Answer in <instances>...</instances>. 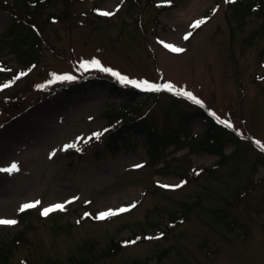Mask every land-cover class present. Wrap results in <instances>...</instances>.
Wrapping results in <instances>:
<instances>
[{
  "label": "rangeland",
  "instance_id": "obj_1",
  "mask_svg": "<svg viewBox=\"0 0 264 264\" xmlns=\"http://www.w3.org/2000/svg\"><path fill=\"white\" fill-rule=\"evenodd\" d=\"M134 1L0 0L3 65L25 70L5 41L13 21L27 31L15 44L39 37L27 51L31 71L0 92V167L19 165L0 172V219L18 222L0 225V256L8 264H264V149L255 143L264 144V18L237 13L227 0H199L187 19L177 13L194 0ZM93 59L129 78L171 82L203 106L80 67ZM8 73L0 70L2 83L13 80ZM52 74L76 79L49 84ZM130 120L142 131L110 149L112 127ZM213 125L226 158L198 174L220 161L208 150ZM96 132L103 135L88 140ZM71 143L80 150H63ZM73 197L66 210L41 215ZM36 200L37 208L19 211Z\"/></svg>",
  "mask_w": 264,
  "mask_h": 264
},
{
  "label": "snow or ice",
  "instance_id": "obj_2",
  "mask_svg": "<svg viewBox=\"0 0 264 264\" xmlns=\"http://www.w3.org/2000/svg\"><path fill=\"white\" fill-rule=\"evenodd\" d=\"M168 2L170 3V0H168ZM227 2L228 3H235V0H227ZM98 14L102 15V16H112L115 13L110 12V11H99L98 10ZM207 19L208 18L196 20L190 27L192 29L199 28L202 24L206 23ZM191 35H192V32L189 31L183 36V39L187 40L190 38ZM160 43L163 44V46L166 49H168L172 52L180 53V52L185 51V49L178 47L174 44L165 43L164 41H160ZM80 67L85 69V70H88L89 68H96L102 72L110 73L113 77H115L119 81L120 84L125 85V86H132L136 89H140V90L145 91V92L167 91L170 93H174L175 95H178V96L186 97L189 100L193 101L195 104L203 106L202 100L197 98L194 94L187 91L186 89L176 87L171 82H165L163 84H157V83L150 82L148 80H138V79L129 78V77L124 76L121 73H119V72H117L111 68L105 67L98 59H93L91 61H84L81 63ZM0 70H3V69H0ZM25 75H27L26 72H20L9 83H5V84L0 85V90L10 87L12 84H14L16 82V80H19L22 76H25ZM52 75H53V79L48 81L49 84L54 83L57 80H75L76 79V77L72 76V75H56V74H52ZM210 115L215 117L220 124L225 125L227 128L231 129L234 127L233 124L231 123V121H229L227 119H221L220 117H218L216 115L215 112H210ZM104 131L106 132L108 130L105 129ZM101 135H103V132L93 133L92 136L88 137V140H91L93 137H95L96 139H99ZM88 140H85L84 142L87 143ZM255 143L258 146H260L262 149H264V144H261V142L259 140L255 141ZM73 148L77 149L78 151L80 150L77 143H71V144H67V145L63 146V150H68V149H73ZM54 155H55V152L50 154V156H54ZM136 167H142V165H136ZM18 171H19V165L17 162H11L10 165L7 167H0V172H4V173L11 174V173L18 172ZM161 187L179 188V187H181V185L180 184H176V185L165 184V185H161ZM76 199H78V197H73L72 200H68L65 203H57V204L50 205L49 207H45L42 209L41 215L47 217L52 212L64 211V210H66V204H70V203L74 202V200H76ZM40 204H41V201H39V200L32 201L29 203H25V204L21 205V207L19 208V211L24 212L28 209L37 208ZM135 206H136L135 203H133L130 206L120 207L118 209H108L106 211L99 212L93 218L97 219V220H105V219H108L110 217L117 216L121 213L128 212L130 210V208H134ZM84 216L85 217L91 216V214L85 213ZM17 223L18 222L14 219H0V225H15ZM161 235H163V234H161ZM126 243H135V242L129 241Z\"/></svg>",
  "mask_w": 264,
  "mask_h": 264
},
{
  "label": "trees",
  "instance_id": "obj_3",
  "mask_svg": "<svg viewBox=\"0 0 264 264\" xmlns=\"http://www.w3.org/2000/svg\"><path fill=\"white\" fill-rule=\"evenodd\" d=\"M4 2L6 0H3ZM22 4H25V0H21ZM36 2H32L35 5H38L39 3L42 4L44 1L46 0H35ZM134 3H136L134 0H132ZM233 9L240 14H245L247 15L248 13H256L260 16H262L264 18V0H236L235 3H231ZM21 32H25L27 33V31L25 30H21L20 26L17 24L16 20L13 21L12 26L10 27L9 30H7L6 34H9V36H11L10 38H8V40H5L6 42H8L10 45L9 47L15 51L17 54H21L19 55L20 59L22 60L21 64L23 66V68H25L26 70L31 71V69L33 68V65L35 63V61H28V58L30 55H28L29 49L31 50V42H35V39H39V37H35V36H28L29 38V42L28 44H15V37L17 35H19ZM23 34V33H22ZM21 34V35H22ZM19 35V36H21ZM27 38V35L25 36ZM3 41L1 40L0 43H2ZM38 44L39 42H35L34 44ZM32 54H36L35 52H33ZM31 54V55H32ZM3 62L2 60H0V66H2ZM36 65V64H35ZM5 69H7V66L4 65ZM11 76H15L17 74V70H12L9 68V73ZM1 85V84H0ZM70 86H67L66 89H69ZM117 85H115V89L117 90ZM5 89H2L1 91H4ZM133 97H135V95L138 93L136 90H133ZM3 100L6 104H8L7 101V97H3ZM200 116H204L208 118V115L206 114V112L202 111L200 113ZM129 131H134L136 133L141 132V124L138 120H130L128 122H126V124L123 125H117L114 126L111 131L108 134V140L106 142V145L111 147L110 149L114 150V145L119 144V142L123 141L125 138V134ZM207 138H208V150L210 152H214L217 153L220 156V161L212 167H207L205 168L206 170L204 171H212V168H216V166H218L220 164L221 161H223L226 158V154L224 153V148H225V142L224 140L221 139V134L219 131L215 130V127L213 125V127H211L207 132ZM194 170L196 171V168H194ZM198 170V169H197ZM202 171V172H204ZM198 172V171H196ZM202 172L198 173L201 174ZM120 247V245H119ZM2 258L3 261H5V264H8L9 262V256L8 255H3L0 256Z\"/></svg>",
  "mask_w": 264,
  "mask_h": 264
},
{
  "label": "bare ground",
  "instance_id": "obj_4",
  "mask_svg": "<svg viewBox=\"0 0 264 264\" xmlns=\"http://www.w3.org/2000/svg\"><path fill=\"white\" fill-rule=\"evenodd\" d=\"M199 0H194V2L190 5L188 9H184V11H180L177 13L178 17H182L187 19L191 17L193 10H195V6L198 5Z\"/></svg>",
  "mask_w": 264,
  "mask_h": 264
}]
</instances>
